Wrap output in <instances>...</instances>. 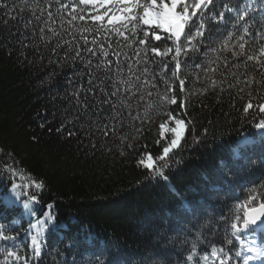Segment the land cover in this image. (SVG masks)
<instances>
[{
  "label": "trees",
  "instance_id": "trees-1",
  "mask_svg": "<svg viewBox=\"0 0 264 264\" xmlns=\"http://www.w3.org/2000/svg\"><path fill=\"white\" fill-rule=\"evenodd\" d=\"M226 2L241 6L240 0H215L217 14ZM77 3L78 0H59V3L52 0L48 6L47 0H27V5L22 0H0V5L8 6L0 7V37H3L0 40V229L17 237L14 242L0 241V264H4V250L12 251L13 243L16 250L30 256L32 236L41 242L42 254L31 264H187L186 256L194 242L198 255L212 246L223 247L225 251L231 249L229 264H237L235 252L240 248L241 238L229 235L233 244L225 243L226 228L234 216L243 217L246 207L264 201V134L255 127L264 114L255 107L245 114L242 108L249 98L241 93L244 99H240L235 89L200 95V90L209 83L203 68L209 57L217 54L213 50L220 48L229 33H238L233 27L234 14L225 13L221 24L205 20L210 37L205 32L197 51L189 53L187 59L181 57L184 65L181 75L187 77L186 92L179 93L177 87L170 94L179 99L188 94L187 90L196 93L188 96L189 115L184 117L193 119L194 124L188 125L181 147L170 154L165 181L152 177L138 161L145 153L155 157L162 152L165 141L159 135V124L168 120L166 111L177 114L175 105L159 108L160 97L156 94L166 91L164 80L170 79L174 62L171 57H157L150 51L154 46L168 47L171 41L149 37L148 43L141 45L138 41L143 32L139 29L135 36L126 32L127 40L111 31L97 34L100 22L91 21L88 14H96L91 5H79L77 11L85 15V20L77 19L69 24L71 7ZM36 4L47 11L41 14L37 8L33 15L31 9ZM62 4H68L69 8L63 9ZM262 7L263 2L257 0L250 13L254 41L246 46L250 52L264 45V41L255 40L258 31L264 32ZM49 11L53 20L46 25ZM99 11L102 14L104 9ZM106 19L105 28H111ZM193 22L198 23L195 18ZM48 27L61 33L51 43L40 39L41 35L52 37ZM85 27L93 31H77ZM142 27L149 30L148 26ZM11 32L16 36L6 43ZM21 33L29 37L23 43L17 42ZM82 35L97 55L82 50V58L73 61L75 53L68 52L69 45L64 41H73L83 48ZM93 38L97 45L90 43ZM57 41L63 47L54 53L52 49ZM231 43H237L236 34ZM101 46L107 57L101 53ZM115 53L120 54V73L115 67L108 72L93 67L92 71L94 84L100 83L99 78L111 77L104 79L105 90L115 91V86H119V99L105 97L99 89L89 91L94 85L88 84V69L84 67L88 58L93 65L105 60L115 64ZM218 54L228 57V68L221 64L223 74L218 72L214 78L233 79L229 69L238 71L232 65L242 63L243 57L234 59L227 51ZM164 59L169 62L167 72L161 66ZM145 67L149 71L141 75ZM252 70L250 67L249 71ZM133 73L141 75V81H135ZM130 77L138 86L144 79L153 81L156 88L141 89L153 95L144 101H138L137 97L128 100L131 96L125 91L128 85L119 81ZM224 87L227 89L226 84ZM86 96L96 105L95 111L89 108V115L74 119L79 115L77 109H84ZM105 98L116 102L118 111L123 113L117 119L124 122L118 133L109 132L107 136L98 128L109 123L103 117L109 114L110 105L99 104ZM121 101H127L130 106ZM252 102L258 103L256 99ZM149 103L154 107L147 108ZM96 113H100L99 119ZM67 120L72 121L67 127L75 135L57 131L65 127ZM111 123L115 124L116 120ZM136 127L142 132L136 133ZM126 132L131 135L121 143L119 136ZM132 136L137 138L133 140ZM245 138L249 142L242 145L237 158L233 149L241 146L240 141ZM128 142L132 143L131 149ZM6 166L15 169L16 175L7 171ZM33 181L42 188L36 189ZM13 182L22 185V189L16 190L21 193L19 198L11 191ZM254 192L257 199L246 205ZM29 195H36L39 203H31ZM25 202L30 203L29 209L23 207ZM49 204L53 206L51 209L47 207ZM45 213H50L54 222L45 224L42 230L38 221L45 219ZM8 259L9 264H15Z\"/></svg>",
  "mask_w": 264,
  "mask_h": 264
},
{
  "label": "snow or ice",
  "instance_id": "snow-or-ice-1",
  "mask_svg": "<svg viewBox=\"0 0 264 264\" xmlns=\"http://www.w3.org/2000/svg\"><path fill=\"white\" fill-rule=\"evenodd\" d=\"M22 3L27 5V0H22ZM47 3L48 6H51L52 0H47ZM57 3H59V0H57ZM79 5H91L93 9H95V15H91V13L88 15L94 24L100 22V27L96 29L97 34H100L102 30L111 31L115 32L117 35L124 36L125 40H127L128 37L125 35L126 32H131L132 35L135 36L137 35V30L139 29L143 32V36L139 38L138 41L141 45H146L149 37L155 41H160L162 38L166 41H171V45L163 49L159 46L150 48V51L154 53L155 56L162 58L171 57V62H174L170 79L164 80V83L167 85L166 91L163 94L159 92L156 93L160 97L159 108H163L165 104L175 105L177 108V114H173L172 111H166L168 120L159 124V135L161 139L165 141L162 152L155 157L151 153H145L138 161V164L148 170L152 177L158 176L167 181L168 177L165 175V169L168 167L170 154L173 153L174 150L181 147V142L188 130V125L194 124L193 119L186 120L184 117L189 115L187 112V104L190 103L188 96L195 95L196 93L191 90H187L188 94L179 99L177 95H171L170 93L175 91L177 87L179 93L186 92L185 84L187 77L186 75H181L182 68L184 67L181 57L187 59L189 53L197 51V44L203 42L205 32H209L210 37V29L207 27L205 20L209 23L213 21L221 23L225 20V13H232L234 14L236 21L233 27L238 30V33H229L228 37L222 42L220 48L213 50L217 54L214 57H209L207 66L203 68L204 77L209 81V83L206 88L200 90V95H204L208 91H218V94H222L228 89H235L240 99H244V96L240 95L241 93L247 95L249 98L242 108V111L245 114H247L249 110L254 107L257 108L260 113H264V95H262V93H264V45H261L257 50L252 52L246 49V46L254 42L252 39L253 33L250 31V28L253 26L252 23H250V13L253 9L248 3H243L240 7H236L230 2H226L217 14V7L214 0H78V3L71 7V11L69 13L71 15V20L68 21L69 24L77 19L80 21L85 20V15H80L77 11ZM0 7L6 8L8 6L0 5ZM61 7L67 10L69 5L62 4ZM37 8H39L41 14L47 11V8L40 7L39 4H36L31 9L33 15L36 14ZM100 8L104 9L102 14L99 11ZM23 10L24 9L22 8L21 11ZM57 11H59V9H57ZM80 11L83 12L84 9H80ZM260 11L261 17L264 19V9H261ZM10 18L15 19L16 17L10 16ZM105 18H107L106 24L111 26V28H105L103 23ZM194 18L198 23L193 22ZM49 20H53V13L50 11L48 12V18L45 21L46 25ZM4 23L7 24V21ZM142 26H148L149 30L144 31ZM240 30H242V32ZM48 31L52 33V37H45L44 35H41V40L46 39L49 43H51L53 38L61 35L60 32L51 27H48ZM77 31L92 32L93 29L85 27L83 29L78 28ZM40 32L43 33L44 28H41ZM160 33H164L166 35L162 37ZM234 34L237 35L236 44L231 43ZM35 35L36 33L34 32L33 36ZM69 35H71V33H69ZM12 36H16V33L11 32L6 43L11 42ZM27 39H29V37L21 33L17 42L23 43V40ZM81 39L84 41L83 48H81L80 45H74L73 41H64V44L69 45L68 52L75 53L72 57L73 61H75L77 57L82 58V50L91 53L92 56L97 55L94 47H88L89 41L87 37L82 35ZM0 40H3V37H0ZM255 40L264 41V32L258 31L255 34ZM6 43L4 46H6ZM90 43L92 45H97L98 42L95 38H93ZM23 46L28 47L27 44H24ZM62 47L63 45L57 41L52 51L55 53L57 49ZM100 51L105 57L108 56V53L104 51L103 46H101ZM225 51L230 52L232 58L234 59L239 60L243 57L242 63L232 65V67L238 69V71L233 72L229 69V75L233 78L231 80H229L226 76L222 79L214 78L215 74L218 72L221 73V75L223 74L220 67L221 64H223L225 68H228V57L225 56L222 58L218 54ZM119 55V53H115V56L117 57L115 64L111 61L105 60L102 63L93 65L92 59H87L84 67L88 69V84L94 85V87L89 89V91L99 89V93L103 94L105 97L111 96L119 99V93L121 91L119 86H115V91L109 92L105 90L104 79H111V77L105 76L104 78H99L100 83L94 84V73L92 71L93 67L97 70L103 68L105 72L111 71V69L115 67L117 73H120L122 69L119 65ZM137 55L139 56V52H137ZM145 55H147V50L145 51ZM143 62L145 64L148 63L146 60ZM137 63H140V61H137ZM168 63L167 59L161 61L162 69L165 72L169 71ZM250 67L253 68L252 71H249ZM128 68L129 71H132L131 65H129ZM241 68L243 70L239 71ZM148 71L149 69L145 67L142 70L141 75L147 74ZM133 75H135V81H141V75H136L135 73H133ZM199 75L200 74L197 73V77H199ZM176 82H178V84ZM119 83L128 85L125 89V91L131 93L128 100H131L132 97H137L138 101H144L146 97H151L153 93L147 89L144 91H141V89H144L145 86L156 88V84L148 79H144L139 86L136 82L132 81L131 77L126 81H119ZM225 84L227 85V89L224 87ZM254 85L256 87H254ZM133 88H136L137 90L133 92ZM74 95L78 94L74 93ZM253 99H256L258 103L254 105L252 102ZM79 103L80 102L78 100V104ZM121 103L130 106L127 104V101H121ZM99 104L110 105V108L107 110L109 114L103 117V119L108 120L109 123L99 125V130L103 132L105 136H107L109 132L118 133V129L123 126L124 122L123 120L117 119V117L122 116L123 113L118 111L116 102L105 98L103 100H99ZM153 107L154 106L150 103L147 105V108ZM89 108H91L94 112L96 105H92L86 96L84 109L80 110L78 108L77 111L79 115L74 119H80L81 117L89 115ZM101 111L105 110L101 109ZM157 114H159V111ZM96 116L99 119L100 113H96ZM133 119H140V117H133ZM112 120H116V123L112 124ZM141 122L144 123L146 121L141 120ZM69 123H72V121L67 120L65 122V127L58 128L57 131H66L69 136L75 135L76 133L67 127V124ZM74 127L75 124H73V128ZM255 127L257 130L264 131V118L260 119L259 122L256 123ZM105 129H107V131ZM135 131L136 133H141L142 129L136 127ZM129 135L131 134L126 132L119 136L121 143L128 141ZM204 135H207V129L204 130ZM136 138V136H132L133 140ZM193 140L194 142L199 143L198 138L193 137ZM157 143L159 144L160 141L158 140ZM127 146L131 149L132 143L128 142ZM93 147H95V145H93ZM241 147L242 145L233 149V153L237 158L240 155ZM121 154L123 155V153ZM6 169L13 176L16 175V170L11 168V166H6ZM33 186L36 189L42 188L40 183H36L34 181ZM17 189H22V185L13 182L11 191L17 198H19L21 193L17 192ZM24 194L28 195L26 192ZM257 195L258 194L255 192L250 195L245 204H250L253 200H256ZM29 201L31 203H39L36 195H29ZM23 207L25 209H29L30 203L25 202ZM47 207L51 209L53 206L49 204ZM52 222H54V217L50 213H45V219L38 221L42 230L45 224ZM257 232L264 233V201L251 208L246 207L243 217L236 215L228 222L225 243L229 245L233 244V241L228 239L229 235L233 238L242 239V233L254 234ZM16 238V236L8 235L3 229H0V241L14 242ZM262 240H264V237H262ZM31 244V255L29 256L22 254L19 250H16L15 244L13 243L12 251H8L7 249L4 250L6 254L4 264H9L8 258H11V261H14L15 264H31V261L38 260L42 254V244L38 240L37 236H32ZM233 247H235V245H233ZM240 247L245 248L246 246L241 244ZM230 251L231 249H229V251H225L223 247L212 246L210 249H204L198 255L197 244L194 242L192 249L186 256V262L187 264H210V262L211 264H229V261L231 260V256L229 255ZM246 251L247 253H251V255H246L244 257V264H250V262L253 261H257L259 264H264V242L260 244H255V242H253V246H247ZM235 256L240 257L241 251H236Z\"/></svg>",
  "mask_w": 264,
  "mask_h": 264
},
{
  "label": "rangeland",
  "instance_id": "rangeland-1",
  "mask_svg": "<svg viewBox=\"0 0 264 264\" xmlns=\"http://www.w3.org/2000/svg\"><path fill=\"white\" fill-rule=\"evenodd\" d=\"M260 132H262L264 134V131H260ZM247 142L248 141L245 140L244 142L241 143V145H246ZM250 235H252V236H250ZM245 236H246V238H245L246 239V247L247 246H253V242H255V244H260V243L264 242V240H262V237L259 235V232L254 233V234H245ZM246 255H251V253H247L246 248H245V250L241 254V258H242L241 264H244V257ZM253 262H257V261H253ZM250 264H253V263H250Z\"/></svg>",
  "mask_w": 264,
  "mask_h": 264
}]
</instances>
